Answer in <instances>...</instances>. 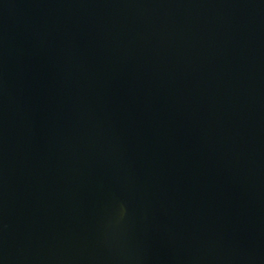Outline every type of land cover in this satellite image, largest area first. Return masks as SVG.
<instances>
[{"label": "water", "instance_id": "obj_1", "mask_svg": "<svg viewBox=\"0 0 264 264\" xmlns=\"http://www.w3.org/2000/svg\"><path fill=\"white\" fill-rule=\"evenodd\" d=\"M0 264H264V0H0Z\"/></svg>", "mask_w": 264, "mask_h": 264}]
</instances>
